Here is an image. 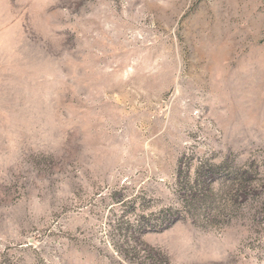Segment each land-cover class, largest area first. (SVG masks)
<instances>
[{
  "label": "rangeland",
  "instance_id": "rangeland-1",
  "mask_svg": "<svg viewBox=\"0 0 264 264\" xmlns=\"http://www.w3.org/2000/svg\"><path fill=\"white\" fill-rule=\"evenodd\" d=\"M0 264H264V0H0Z\"/></svg>",
  "mask_w": 264,
  "mask_h": 264
}]
</instances>
